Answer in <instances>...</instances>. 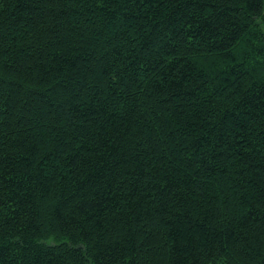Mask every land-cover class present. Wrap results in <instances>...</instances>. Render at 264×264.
Returning a JSON list of instances; mask_svg holds the SVG:
<instances>
[{"label":"trees","instance_id":"obj_1","mask_svg":"<svg viewBox=\"0 0 264 264\" xmlns=\"http://www.w3.org/2000/svg\"><path fill=\"white\" fill-rule=\"evenodd\" d=\"M0 264H264V0H0Z\"/></svg>","mask_w":264,"mask_h":264}]
</instances>
